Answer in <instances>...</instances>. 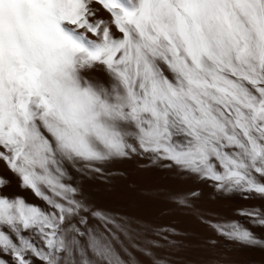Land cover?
Returning <instances> with one entry per match:
<instances>
[{"label": "snow or ice", "instance_id": "1", "mask_svg": "<svg viewBox=\"0 0 264 264\" xmlns=\"http://www.w3.org/2000/svg\"><path fill=\"white\" fill-rule=\"evenodd\" d=\"M129 157L264 200V0H0V264H172L197 246L209 258L183 264H227L221 241L264 251L212 223L194 188L152 197L168 228L100 209L89 178ZM243 214L264 228V210ZM200 228L212 235L198 245Z\"/></svg>", "mask_w": 264, "mask_h": 264}, {"label": "bare ground", "instance_id": "2", "mask_svg": "<svg viewBox=\"0 0 264 264\" xmlns=\"http://www.w3.org/2000/svg\"><path fill=\"white\" fill-rule=\"evenodd\" d=\"M101 14L107 16L103 11ZM94 74L107 81L106 73L99 66ZM211 184V181L201 182L190 176H177L171 169L159 167L143 157H129L124 162H118L106 171H102V174H96L95 178H89L87 187L100 209L118 210L143 216L163 228L170 227V222L174 223L175 218L172 215H161L152 197L165 189L186 192L187 189L194 188L204 193L199 206L207 212L212 223H237L253 232L256 238L264 239V228L253 227L250 218L243 214L249 210H264V200L246 199L232 193H224L217 197L212 194ZM22 196L26 202L44 207L43 203L30 192H23ZM184 226L187 227V225ZM210 235L212 234L206 229L200 228L199 239L196 243L203 244ZM216 239L219 238L216 237ZM221 244L222 247L218 248V252L226 259L227 264H264V251L258 248L245 245L235 246L230 241H221ZM116 251L122 259H126L118 247ZM162 255H167V253H162ZM208 258V251L199 246L186 247L182 252L170 257L172 264H183L188 260L200 261ZM145 264H147L146 261Z\"/></svg>", "mask_w": 264, "mask_h": 264}]
</instances>
